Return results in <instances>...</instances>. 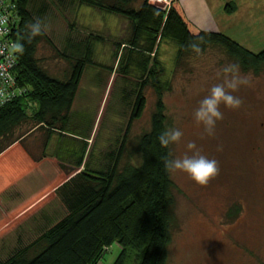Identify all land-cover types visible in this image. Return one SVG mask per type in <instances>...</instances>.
Masks as SVG:
<instances>
[{
    "label": "trees",
    "instance_id": "16d2710c",
    "mask_svg": "<svg viewBox=\"0 0 264 264\" xmlns=\"http://www.w3.org/2000/svg\"><path fill=\"white\" fill-rule=\"evenodd\" d=\"M15 1L19 22L13 36L23 51L18 52L14 73L24 92L0 107V154L16 142L24 144L25 137L38 130L45 137V148L57 140L54 154L58 159H73V168L62 167L76 173L58 188L67 215L1 264H98L114 245L119 246V253L112 264H170L176 221L174 182L164 160L173 159V153L171 144L164 148L158 139L170 124L163 99L165 86L159 78L163 71L159 47L164 39H172L178 46L177 64L197 54L189 48L191 42L199 44L200 52L219 47L243 70L256 73L264 68V50L254 53L224 33L200 29L177 0L167 8L150 0H58L62 7L86 5L126 17L132 24L131 49L119 56L117 47L116 56L124 60L119 61L124 71L135 65L140 73L133 109L118 148L108 154L109 165L93 170L86 159V133L76 129L72 107L94 47L70 43L60 51L45 31L31 37L28 25L39 19L35 15L46 13L50 4ZM35 2L36 11L31 9ZM43 42L70 63L63 77L51 75L42 64L37 54ZM148 83L157 93L150 129L130 143L134 118L145 106L143 91Z\"/></svg>",
    "mask_w": 264,
    "mask_h": 264
},
{
    "label": "rangeland",
    "instance_id": "374dc122",
    "mask_svg": "<svg viewBox=\"0 0 264 264\" xmlns=\"http://www.w3.org/2000/svg\"><path fill=\"white\" fill-rule=\"evenodd\" d=\"M45 1L50 4L47 15L35 16L52 28L48 29L49 34L56 45L61 46L62 35L75 27L73 6L69 3L62 7L58 0ZM39 2L41 0H37ZM37 5L33 10L36 11ZM238 8L234 10L235 18L222 25V32L254 53L264 50V19L254 21L247 11H236ZM95 10L94 25L100 32L96 34L102 37L90 43L95 47L92 62L83 71L73 112L77 116L76 129L86 133L89 167L99 170L106 169L110 163L108 154L118 148L133 109L140 73L134 64L125 71L119 65L120 54L131 49L130 20L108 17L116 16L114 13L103 18L101 12ZM253 11L260 12V8H253ZM117 47L119 56H116ZM177 49L172 39H164L159 47L163 67L159 78L165 86L163 99L169 129L183 132L181 142L171 144L173 159L187 152L186 144L192 141L201 154L218 161L220 172L207 186L196 184L186 173H171L174 182L172 212L176 221L169 263L264 264V68L258 73L245 71L219 47H210L177 64ZM37 55L53 76L63 77L70 66L47 42L39 46ZM230 64L237 65L250 84L233 93L243 101L239 109L221 105L223 119L217 121L215 135L210 137L204 134L203 126L195 122L194 112L208 90L222 83L223 78L217 73ZM143 94L145 106L141 115L134 118L130 143L150 129L157 93L148 83ZM41 132L36 130L27 135L23 146L34 159L46 155L56 157L57 140L47 149ZM47 169L48 180H53L56 171L52 167ZM35 183L30 182L31 192L40 186ZM10 249L0 248V255L5 257L3 254ZM118 253L119 246L114 245L98 264H112Z\"/></svg>",
    "mask_w": 264,
    "mask_h": 264
},
{
    "label": "crops",
    "instance_id": "0c3cea01",
    "mask_svg": "<svg viewBox=\"0 0 264 264\" xmlns=\"http://www.w3.org/2000/svg\"><path fill=\"white\" fill-rule=\"evenodd\" d=\"M177 1L183 7L187 18L203 30L223 33L222 25L235 18L234 10L238 7L240 9L238 8L236 11H247L250 19L253 18L254 21L264 19V0ZM36 2L32 4L31 9L34 8ZM70 6H73L75 27L74 30L71 29L62 37L60 36L61 46H57L50 36L48 29L52 28L48 27L45 30L60 51H63L70 43L73 46L86 43L88 46L92 43L94 35L100 33L94 25L95 8L75 3ZM229 7H233L231 11L228 10ZM253 8H257V10L260 8V12L253 11ZM48 11L40 14L46 16ZM100 12V17L103 18L123 19V16L118 14L108 16L111 13ZM83 13L85 17H83ZM80 87L81 81L72 111L75 109ZM62 165L73 168V159H58L46 155L35 160L21 142L12 144L0 154V248H11L10 251L3 254L5 257L0 255V264L8 260L18 249L29 246L67 215L68 209L58 193V188L76 172H67ZM48 167H52L56 171L53 180H48ZM31 181L36 182L35 184L40 183V186L33 192L30 191Z\"/></svg>",
    "mask_w": 264,
    "mask_h": 264
},
{
    "label": "clouds",
    "instance_id": "9594fccd",
    "mask_svg": "<svg viewBox=\"0 0 264 264\" xmlns=\"http://www.w3.org/2000/svg\"><path fill=\"white\" fill-rule=\"evenodd\" d=\"M47 27L48 25L42 24L39 20L29 24L30 36L41 35L43 31L47 30ZM189 48L197 54L201 51L197 42H191ZM16 50L23 51L21 46H16ZM217 76H222V83L214 84L208 90V95L199 101V106L194 112L195 122L197 125H202L204 134L210 137L215 135L217 121L223 119V113L220 110L221 105L232 110L239 109L243 101L233 93L237 92L241 86L250 84L249 78L242 75L239 67L234 64L223 68L221 73H217ZM182 136L183 132L181 130L171 128L161 133L158 139L160 145L167 148L170 144H179ZM186 148L188 151L182 156L165 159V169L170 173H186L196 184L207 186L219 175L218 161L201 154L195 142H188Z\"/></svg>",
    "mask_w": 264,
    "mask_h": 264
},
{
    "label": "built area",
    "instance_id": "2783aa9c",
    "mask_svg": "<svg viewBox=\"0 0 264 264\" xmlns=\"http://www.w3.org/2000/svg\"><path fill=\"white\" fill-rule=\"evenodd\" d=\"M172 0H150V3L169 7ZM15 0H0V107L22 95L24 89L18 84L14 69L18 63L16 46L19 42L13 36L18 26Z\"/></svg>",
    "mask_w": 264,
    "mask_h": 264
}]
</instances>
